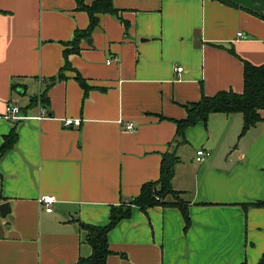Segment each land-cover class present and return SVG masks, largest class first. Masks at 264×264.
I'll return each mask as SVG.
<instances>
[{"label": "crops", "instance_id": "0c3cea01", "mask_svg": "<svg viewBox=\"0 0 264 264\" xmlns=\"http://www.w3.org/2000/svg\"><path fill=\"white\" fill-rule=\"evenodd\" d=\"M79 1L96 0H0V149L13 129L18 135L0 155V206L10 209L0 212V264L89 258L80 224L107 226L112 207L159 180L166 154L178 158L172 187L189 227L174 198L133 207L108 235L106 264H257L264 110L244 134L241 114L214 113L184 141L177 122L204 96L241 94L245 62L264 65V0H113L117 16L99 15L66 68V45L90 24ZM9 103L21 120L4 117ZM71 119L80 125L66 126ZM201 149L211 155L199 163Z\"/></svg>", "mask_w": 264, "mask_h": 264}, {"label": "trees", "instance_id": "16d2710c", "mask_svg": "<svg viewBox=\"0 0 264 264\" xmlns=\"http://www.w3.org/2000/svg\"><path fill=\"white\" fill-rule=\"evenodd\" d=\"M78 8L88 13L90 18L89 27L86 30H76L74 40L66 45L64 55L66 57V68H70L68 57L78 54L81 50L82 41L91 37L93 31L99 25V15L111 14L117 16L118 12L114 8L113 0H96L92 5H85L84 1H79ZM63 78V75H61ZM77 80L84 89H88L85 81L77 76ZM39 98L30 101L29 108H34L39 104ZM44 97L41 103L44 104ZM264 110V65L255 66L248 62L244 63V91L241 94L233 91H222L212 97H202L199 102L186 105L187 118L177 122V136L183 141L185 131L198 123H207L210 115L222 113L225 115L241 114L244 118L242 134L251 127L262 122L260 112ZM18 140L16 130L5 137L0 149V155H4L15 147ZM178 158L171 154L163 157L160 178L157 182L145 184L138 197L121 206L111 208L110 222L105 227H98L81 223V228L87 233V242L92 248V255L87 259H81L77 264H106L111 254L109 233L123 220L130 218L133 207L143 210L156 206H167V201L171 197L172 204L177 206L183 215L187 227L190 225V216L186 203L179 198V193L172 187L174 166ZM257 208H264V202L252 204ZM257 264H264V255Z\"/></svg>", "mask_w": 264, "mask_h": 264}, {"label": "built area", "instance_id": "2783aa9c", "mask_svg": "<svg viewBox=\"0 0 264 264\" xmlns=\"http://www.w3.org/2000/svg\"><path fill=\"white\" fill-rule=\"evenodd\" d=\"M238 36L240 38H242L243 34L239 33ZM176 71H177L178 74L182 73L183 68L182 67H178ZM44 116H45L44 114H41L39 119L41 117H44ZM4 117L6 119H10V120H21L22 117H21L20 108L17 105L13 104V103H9L8 106H7L6 115ZM80 123H81L80 120L73 121L71 119V120H67L65 122V125L66 126H72V125H77L78 126V125H80ZM126 128L129 131H133L135 129V125H134V123H128V124H126ZM210 155L211 154L208 151H205L203 149L198 150L197 151V161L200 163V162L204 161L205 159L209 158ZM41 202H42V204H44L46 206V212L47 213H52L53 204L55 202L54 198L47 196V197L42 198Z\"/></svg>", "mask_w": 264, "mask_h": 264}, {"label": "water", "instance_id": "95a60500", "mask_svg": "<svg viewBox=\"0 0 264 264\" xmlns=\"http://www.w3.org/2000/svg\"><path fill=\"white\" fill-rule=\"evenodd\" d=\"M0 212L3 216H6L10 212L9 205L7 203L1 205Z\"/></svg>", "mask_w": 264, "mask_h": 264}]
</instances>
